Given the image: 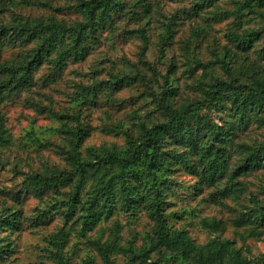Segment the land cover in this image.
<instances>
[{"label":"rangeland","instance_id":"374dc122","mask_svg":"<svg viewBox=\"0 0 264 264\" xmlns=\"http://www.w3.org/2000/svg\"><path fill=\"white\" fill-rule=\"evenodd\" d=\"M218 79L264 82L257 0H0V264H264V98Z\"/></svg>","mask_w":264,"mask_h":264},{"label":"trees","instance_id":"16d2710c","mask_svg":"<svg viewBox=\"0 0 264 264\" xmlns=\"http://www.w3.org/2000/svg\"><path fill=\"white\" fill-rule=\"evenodd\" d=\"M257 2L264 7V0H257ZM109 2H106L104 5H108ZM113 3V1H112ZM118 4V3H116ZM85 32V28L84 26H82L81 29L78 30V37H81V35H83ZM50 41H52V39L48 36L46 43L45 44V48L43 51H38L36 54V57L34 59H32V62L26 64H23L19 67H11L15 72L17 73H21L20 74V78H27L30 76V72L33 68V65L38 64L41 62L43 56L45 54L50 55ZM79 50L78 47H75ZM83 49V47H81ZM76 50V52H73L72 49H66V50H59V56L56 59V62L60 65L64 63V60L71 56L72 54H76L78 55L79 51ZM83 50H80V53H82ZM82 55V54H81ZM220 86H228V87H233V88H237V89H241L246 91L247 93L254 95V96H258V97H262L264 98V82H260L257 85H253L244 81H241L239 79H218L216 80V84L213 85L212 88H210L208 90L209 96H211L210 93L213 92L214 88H219ZM208 100V99H207ZM204 101H206L204 99ZM202 100L197 101V103H201ZM185 115V113H179V115H175L170 121L167 122H161V123H156L153 126L149 127L146 129L145 132V141L143 142L146 149L147 148H154L156 146V144L159 141V137L161 134L167 132L168 130H170L172 127H176L178 125V123H180L181 118ZM138 154H133L132 156L129 157H123L118 155L116 152H110L107 155V159L109 162L112 163H123L125 165H133L136 162L139 161V157L137 156ZM160 161L158 160V158H155L152 160V162L150 163L152 168H157L160 165ZM82 166H84L83 164H85V162H81ZM157 196L161 197L162 196V192H161V188L157 189ZM258 219H262V221L264 220V217L262 215L257 217ZM159 241L161 243H165V244H170L171 242V238L168 232H166V230L164 228H161L160 232H159Z\"/></svg>","mask_w":264,"mask_h":264}]
</instances>
